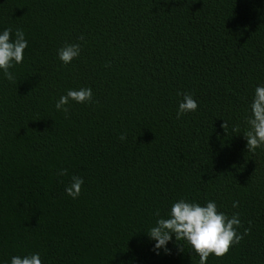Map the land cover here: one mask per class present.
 <instances>
[{"label":"trees","instance_id":"obj_1","mask_svg":"<svg viewBox=\"0 0 264 264\" xmlns=\"http://www.w3.org/2000/svg\"><path fill=\"white\" fill-rule=\"evenodd\" d=\"M6 28L28 46L15 82L0 69V264H199L186 240L165 252L147 234L180 199L250 228L206 264H264V145L243 135L264 85V0H0ZM66 44L81 46L68 64ZM81 88L91 101L56 109ZM178 93L198 104L179 118Z\"/></svg>","mask_w":264,"mask_h":264},{"label":"clouds","instance_id":"obj_2","mask_svg":"<svg viewBox=\"0 0 264 264\" xmlns=\"http://www.w3.org/2000/svg\"><path fill=\"white\" fill-rule=\"evenodd\" d=\"M79 39L83 40L81 35ZM28 46L25 33L21 29H16L14 38L11 28H6L0 33V69L3 70L4 77L15 82V76L9 71L13 64L23 62L24 50ZM79 44H66L58 49V57L64 63H70L80 54ZM91 88H81L79 90H68L66 95H62L55 107L57 110L68 112L65 105L70 100L77 103H85L92 100ZM183 96V100L178 105L177 117L186 112L195 111L198 104L190 93H178ZM252 115L247 118L249 130L243 135L247 141L248 151L255 152L257 148L264 145V85L255 88V95L251 103ZM226 129V121L221 125ZM233 132H239V126L233 127ZM121 140L126 139L124 134ZM67 169H62L60 175H66ZM81 177L73 175L70 186L65 188V192L72 198L79 196L83 184ZM238 202H233V207H237ZM155 215L160 217L159 210ZM239 214H233L230 218L223 212H218L215 201H207L205 206L199 203L187 202L180 199L171 205L169 218L160 217L155 226L147 232L150 239L155 241L154 249H164L168 252L166 245L172 240H186L191 248L199 256V264H206L208 257L214 254L217 257L226 255L232 245L238 244L244 235H247L250 228L244 230L243 234L237 232L241 227ZM10 264H42L39 253L20 256H12Z\"/></svg>","mask_w":264,"mask_h":264}]
</instances>
